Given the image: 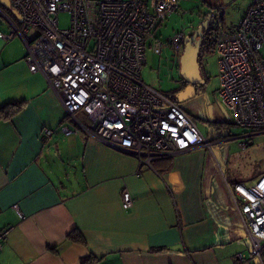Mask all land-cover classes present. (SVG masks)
I'll list each match as a JSON object with an SVG mask.
<instances>
[{
    "label": "crops",
    "instance_id": "0c3cea01",
    "mask_svg": "<svg viewBox=\"0 0 264 264\" xmlns=\"http://www.w3.org/2000/svg\"><path fill=\"white\" fill-rule=\"evenodd\" d=\"M25 53L18 37L0 38V107L18 103L0 118V229L10 228L0 264H260L226 186L239 181L218 170L208 147L140 168L83 132L79 141L77 129L81 180L56 182L49 144L72 123ZM45 128L53 133L44 138ZM75 229L77 239L69 236Z\"/></svg>",
    "mask_w": 264,
    "mask_h": 264
},
{
    "label": "built area",
    "instance_id": "2783aa9c",
    "mask_svg": "<svg viewBox=\"0 0 264 264\" xmlns=\"http://www.w3.org/2000/svg\"><path fill=\"white\" fill-rule=\"evenodd\" d=\"M9 2L19 18L0 3V14L9 27L0 30V38L18 37L24 44L29 71L44 75L64 108V120L75 126L62 124V132L80 129L103 145L135 157L140 168L152 167L157 158L211 146L173 95L146 84L140 76L147 48L160 53L169 45L182 54L183 31L166 39L155 33L179 8L180 0ZM61 12L69 15L66 27L60 26ZM223 16L224 6H218L204 18L208 23L204 32H215L217 96L234 123L248 129L240 137L250 139L264 134V0H252L234 27L225 28ZM52 133L45 128L44 138ZM226 186L250 238V255L264 264V173L249 185L226 182ZM121 202L124 208L132 205L127 189ZM9 230L0 229V250ZM238 258L245 260L241 254Z\"/></svg>",
    "mask_w": 264,
    "mask_h": 264
},
{
    "label": "rangeland",
    "instance_id": "374dc122",
    "mask_svg": "<svg viewBox=\"0 0 264 264\" xmlns=\"http://www.w3.org/2000/svg\"><path fill=\"white\" fill-rule=\"evenodd\" d=\"M251 1L180 0L179 8L156 27L155 33L162 39H166L177 31H183L185 35L190 34L195 26L218 6H224L222 23L225 28H231L237 25ZM7 12L11 15L9 11ZM59 22L61 27H66L69 23L68 13L61 12ZM7 27V21L0 14V28ZM30 33H34L33 28L30 29ZM179 60L180 55L175 53L169 45L160 53L147 48L145 64L140 73L142 81L165 93L174 94L182 81ZM202 60L206 83L194 96L178 104L193 117L200 132L211 141L208 149L214 156L218 170L228 179L242 181L249 185L264 173V134L252 135L250 139L240 137L248 129L236 125L233 118L229 115L226 117L220 107L217 96L220 82L217 53L214 50L204 52ZM81 117L83 121H86L82 114ZM71 127L75 128L73 124ZM80 133L82 131L79 129L77 135L79 141ZM77 136L74 133L62 134L55 136L49 144L47 164L56 182H58V176L67 183H76V180H81L82 145L72 141ZM243 141L248 144L242 146Z\"/></svg>",
    "mask_w": 264,
    "mask_h": 264
},
{
    "label": "water",
    "instance_id": "95a60500",
    "mask_svg": "<svg viewBox=\"0 0 264 264\" xmlns=\"http://www.w3.org/2000/svg\"><path fill=\"white\" fill-rule=\"evenodd\" d=\"M0 3L12 14H14L16 18H19L16 10L10 7L9 0H0ZM207 26V20L203 19L192 33L185 36V45L179 60L180 74L182 76V79H184L186 82H189L190 84L187 85L184 89L175 93L174 97L177 102L194 96L196 94V91L193 84L198 82L199 80L202 81L199 72L198 55L203 31ZM220 107L222 112L226 115V117H228L226 110L221 104Z\"/></svg>",
    "mask_w": 264,
    "mask_h": 264
},
{
    "label": "trees",
    "instance_id": "16d2710c",
    "mask_svg": "<svg viewBox=\"0 0 264 264\" xmlns=\"http://www.w3.org/2000/svg\"><path fill=\"white\" fill-rule=\"evenodd\" d=\"M204 40H205V45L203 47V52H211L212 50H214L215 32L213 30H208L207 32L204 33ZM172 95L174 96L175 93ZM17 107H18V103H10V104H6L0 107V118L10 116L17 109ZM157 159H160V158H157ZM155 160L151 162L152 167H154L153 162ZM230 184H233V183H230ZM69 236L73 239H77L80 236V233L75 229L74 231L70 232ZM88 258L84 260H88Z\"/></svg>",
    "mask_w": 264,
    "mask_h": 264
},
{
    "label": "flooded vegetation",
    "instance_id": "af4514ba",
    "mask_svg": "<svg viewBox=\"0 0 264 264\" xmlns=\"http://www.w3.org/2000/svg\"><path fill=\"white\" fill-rule=\"evenodd\" d=\"M204 33L205 32L203 31V36H202V40H201V44H200V49H199V55H198L199 72H200V77H201V80L202 81L199 80L198 82H196V83L193 84L196 92L201 87H203V85L206 83V80H207L206 79V75H205V67H204L203 60H202V57H203V54H204L203 47L205 45ZM189 84H190L189 82H186L184 79H182L181 84H180V87H179V89L175 93H177L178 91L184 89Z\"/></svg>",
    "mask_w": 264,
    "mask_h": 264
}]
</instances>
